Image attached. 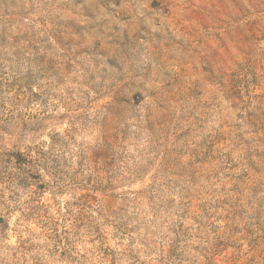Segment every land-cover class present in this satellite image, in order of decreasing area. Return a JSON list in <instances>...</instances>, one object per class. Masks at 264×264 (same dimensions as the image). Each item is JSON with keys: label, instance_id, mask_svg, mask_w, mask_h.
Returning <instances> with one entry per match:
<instances>
[{"label": "rangeland", "instance_id": "374dc122", "mask_svg": "<svg viewBox=\"0 0 264 264\" xmlns=\"http://www.w3.org/2000/svg\"><path fill=\"white\" fill-rule=\"evenodd\" d=\"M0 264H264V0H0Z\"/></svg>", "mask_w": 264, "mask_h": 264}]
</instances>
